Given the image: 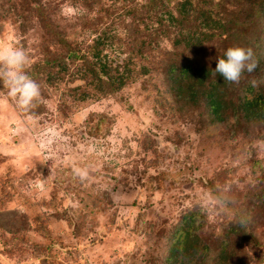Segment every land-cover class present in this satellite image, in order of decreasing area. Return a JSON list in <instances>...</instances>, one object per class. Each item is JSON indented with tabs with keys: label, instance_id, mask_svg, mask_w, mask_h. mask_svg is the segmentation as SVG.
Returning a JSON list of instances; mask_svg holds the SVG:
<instances>
[{
	"label": "rangeland",
	"instance_id": "rangeland-1",
	"mask_svg": "<svg viewBox=\"0 0 264 264\" xmlns=\"http://www.w3.org/2000/svg\"><path fill=\"white\" fill-rule=\"evenodd\" d=\"M145 1L0 0V42L24 48L40 85L24 109L0 83V264H160L180 214L191 211L195 233L212 242L234 214L217 198L249 201L264 185V122H234L229 111L213 122L164 91L171 40L197 27L199 11L229 21L227 37L190 52L212 67L209 57L253 46L264 0ZM183 1L192 9L184 17ZM104 33L108 74L126 64L131 77L114 91L90 51ZM60 58L64 70L53 62L33 73L32 63ZM234 90L225 99L236 100ZM254 200L245 203L254 238L227 246L237 250L232 264H264V202Z\"/></svg>",
	"mask_w": 264,
	"mask_h": 264
},
{
	"label": "trees",
	"instance_id": "trees-1",
	"mask_svg": "<svg viewBox=\"0 0 264 264\" xmlns=\"http://www.w3.org/2000/svg\"><path fill=\"white\" fill-rule=\"evenodd\" d=\"M161 1L146 0L142 6L148 7L150 5L151 7H157V3H161ZM183 2L178 3L180 7L178 11L184 17L192 9L187 5V1ZM261 7L260 11H255L260 13L259 20L263 23V27L262 34L255 35V41L251 47L255 58L259 61V66L253 73L249 74L245 71L238 84L228 83L219 74H213L215 65L208 67L203 63H199L198 60L191 56L190 52L195 50V48H199L205 41L217 35L227 37L225 35L230 30V27L226 24L229 21L220 22L219 19L213 17L214 15L210 11H199L196 17L199 18L197 27L185 29L182 34L178 32L171 40V45L167 52L170 57L168 56V60L164 64V68H166L165 79H167L164 91L173 94L175 101L180 100L181 97H187L193 106L199 105L202 109H206V114L211 117L213 122H220L225 119V111H229L232 113V116H236L234 122H237L238 119L244 122L249 120L264 122V82L259 84L264 80V1H262ZM39 9V11H42L41 8ZM128 11L130 10H126L125 14L129 13ZM166 17L171 24L179 21L169 14L168 11ZM246 18L250 20L251 13H248ZM42 22L44 26L48 27L50 24L48 16L42 17ZM104 34L90 45L91 55L96 62L101 61V57L98 56V46L107 42L105 40L107 35ZM59 40L61 41V39ZM143 43L145 41L140 39L137 48ZM131 50L137 51L135 48H131ZM223 54L221 52L219 57H223ZM181 55L184 57L182 62ZM129 59L128 57L127 60ZM53 62H56L55 65L59 66L61 70L67 67L66 62L62 58L56 59V61L55 59L39 60L37 63H32V71L34 74L39 73L42 64H52ZM99 67L100 72L107 80L108 87L112 91L120 89L124 82L128 78H131L126 64L120 72L114 70L116 73L112 75L108 74L109 68L106 66L104 60L100 62ZM142 70L143 72L147 71L144 68ZM210 74L212 75L211 77H209ZM93 75V78H96L97 82H101V79L97 77L95 72H93ZM182 81H190L192 83H185L184 85ZM196 84L202 87H193ZM234 89H236V100L225 99L224 91H235ZM83 97H85L84 94L77 98L83 99ZM260 189L257 192H252L249 201L258 199L256 202H259L256 204H263L264 185ZM244 196L243 202H236L235 199L226 200L227 203L225 205L228 208H232L234 214L230 221H226L220 225L218 238L215 237L212 242H209V239H207L209 237L202 238V236L195 233L197 225H193L194 217L191 211L180 214L166 237L165 254L160 258V264H232L236 259L237 250H226L227 246L232 243L230 245L232 248H234V244L239 247L245 244L246 239L250 238V236L254 238L251 232L247 233L245 231L247 223L249 225V222L250 224L252 222L249 219V215L254 210L251 206L245 207V203L247 204L249 201H247V196ZM241 219L244 220V223L240 222Z\"/></svg>",
	"mask_w": 264,
	"mask_h": 264
},
{
	"label": "clouds",
	"instance_id": "clouds-1",
	"mask_svg": "<svg viewBox=\"0 0 264 264\" xmlns=\"http://www.w3.org/2000/svg\"><path fill=\"white\" fill-rule=\"evenodd\" d=\"M212 59L215 60L213 74H219L232 84H238L245 71L251 74L259 66L253 50L240 46L229 47L223 57H209L210 61ZM28 63L29 56L23 47L0 42V83L7 89L6 96L13 98L24 109L40 96L39 83L25 71ZM5 98V94L0 92V101ZM38 184L42 187L43 180L38 181ZM216 203L225 204L227 201L217 198ZM240 222L244 223V220L241 219Z\"/></svg>",
	"mask_w": 264,
	"mask_h": 264
}]
</instances>
